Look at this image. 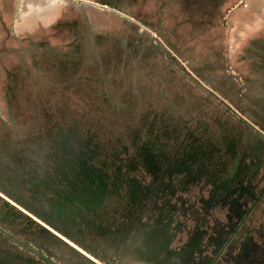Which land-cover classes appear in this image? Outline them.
<instances>
[{
    "label": "rangeland",
    "instance_id": "1",
    "mask_svg": "<svg viewBox=\"0 0 264 264\" xmlns=\"http://www.w3.org/2000/svg\"><path fill=\"white\" fill-rule=\"evenodd\" d=\"M97 1L102 4H22L16 25L23 35L16 39L18 46H27L31 73L26 85L19 86L14 110L17 125L27 130L17 133V143L3 138L0 162L16 161L18 169L19 160L41 162L56 152L59 127L66 135L74 130L109 145L122 125L130 120L137 124V114L150 105L174 106L173 85L177 98L209 94L240 118L242 113L247 119V114L264 118V99L248 97L256 88L264 93V0ZM182 77L190 83L192 97L181 85ZM239 89L247 91L246 101L239 100ZM4 166L0 209L18 218L3 229L56 263L173 264L167 233L155 232L153 238V224L114 232L116 239L54 228L9 196L14 186L27 197L31 193L22 181L10 180ZM176 259V264H190L179 254ZM0 263L48 264L1 232Z\"/></svg>",
    "mask_w": 264,
    "mask_h": 264
},
{
    "label": "flooded vegetation",
    "instance_id": "2",
    "mask_svg": "<svg viewBox=\"0 0 264 264\" xmlns=\"http://www.w3.org/2000/svg\"><path fill=\"white\" fill-rule=\"evenodd\" d=\"M180 82L192 97L190 83ZM175 86L174 106L150 105L110 146L59 127L56 152L41 162L19 160L18 169L3 160L0 175L7 164L10 180L31 193L14 186L9 196L54 228L95 237L153 224V238L167 233L173 264L178 254L190 264H264V136L209 94L189 103ZM13 217L0 209V232L58 264L3 229Z\"/></svg>",
    "mask_w": 264,
    "mask_h": 264
},
{
    "label": "crops",
    "instance_id": "3",
    "mask_svg": "<svg viewBox=\"0 0 264 264\" xmlns=\"http://www.w3.org/2000/svg\"><path fill=\"white\" fill-rule=\"evenodd\" d=\"M24 1L25 0H0V142L4 144L6 143L4 142L6 141V137H8V140H12V143H17V133L19 132L23 135L27 130L26 125H22L20 128L17 125V115L14 110V100L17 99L19 86L26 85V78L31 73V62L27 60V46H23L24 48L18 46L19 44L16 39L17 36L23 35L17 33L16 19ZM87 1H95L102 4L97 0ZM24 35L26 34L24 33ZM221 47H223V45ZM18 53L21 54L20 59ZM27 66L29 67L28 71ZM251 90H254V88ZM256 90L258 91V88H256ZM257 91L248 94L250 101L254 99L257 100L258 98L264 99V93ZM246 94L247 91L244 92L239 89L237 93L239 100L243 99L246 101ZM251 95H253L252 98ZM184 99L191 101L189 98ZM244 111H250V109H244L243 112ZM218 113L223 114L221 112ZM242 114L243 116L240 119L243 123L251 127L253 131H258L264 136V118L258 121L256 117L253 119L251 115L247 114L246 116L249 117L247 119L244 113Z\"/></svg>",
    "mask_w": 264,
    "mask_h": 264
},
{
    "label": "bare ground",
    "instance_id": "4",
    "mask_svg": "<svg viewBox=\"0 0 264 264\" xmlns=\"http://www.w3.org/2000/svg\"><path fill=\"white\" fill-rule=\"evenodd\" d=\"M50 1H51V0H50ZM52 1H54V0H52ZM58 1H62V0H55V3L58 2ZM51 3H52V2H51ZM51 3H50V4H51ZM84 4L90 6V2H88V1H86V0H85Z\"/></svg>",
    "mask_w": 264,
    "mask_h": 264
},
{
    "label": "built area",
    "instance_id": "5",
    "mask_svg": "<svg viewBox=\"0 0 264 264\" xmlns=\"http://www.w3.org/2000/svg\"><path fill=\"white\" fill-rule=\"evenodd\" d=\"M75 1L78 3H84L85 2V0H75Z\"/></svg>",
    "mask_w": 264,
    "mask_h": 264
},
{
    "label": "water",
    "instance_id": "6",
    "mask_svg": "<svg viewBox=\"0 0 264 264\" xmlns=\"http://www.w3.org/2000/svg\"><path fill=\"white\" fill-rule=\"evenodd\" d=\"M2 233L6 234L3 230H1Z\"/></svg>",
    "mask_w": 264,
    "mask_h": 264
}]
</instances>
